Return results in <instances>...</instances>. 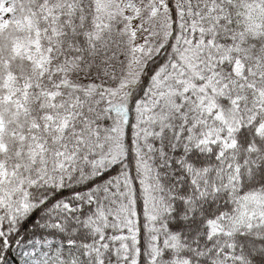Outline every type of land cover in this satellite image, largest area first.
I'll return each instance as SVG.
<instances>
[{"label":"snow or ice","instance_id":"6c2138e0","mask_svg":"<svg viewBox=\"0 0 264 264\" xmlns=\"http://www.w3.org/2000/svg\"><path fill=\"white\" fill-rule=\"evenodd\" d=\"M0 264H264V0H0Z\"/></svg>","mask_w":264,"mask_h":264}]
</instances>
